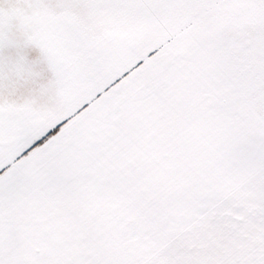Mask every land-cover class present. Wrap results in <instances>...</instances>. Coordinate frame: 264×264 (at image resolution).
Masks as SVG:
<instances>
[{
    "label": "snow or ice",
    "instance_id": "1",
    "mask_svg": "<svg viewBox=\"0 0 264 264\" xmlns=\"http://www.w3.org/2000/svg\"><path fill=\"white\" fill-rule=\"evenodd\" d=\"M0 264H264V0H0Z\"/></svg>",
    "mask_w": 264,
    "mask_h": 264
}]
</instances>
